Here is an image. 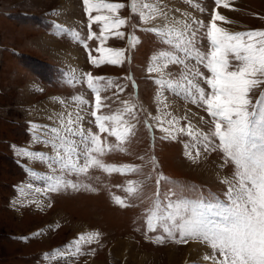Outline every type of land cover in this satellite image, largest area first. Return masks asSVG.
<instances>
[{"label":"snow or ice","instance_id":"obj_1","mask_svg":"<svg viewBox=\"0 0 264 264\" xmlns=\"http://www.w3.org/2000/svg\"><path fill=\"white\" fill-rule=\"evenodd\" d=\"M182 3L187 8H169L165 0H81L86 36L61 24H55L56 35L69 34L87 50L93 66L121 65L128 59L125 50L105 45L113 37L126 39L129 49L138 45V36L122 30L135 17L132 27L149 34L156 45L146 71L156 86L157 114L141 121L142 107L130 99H119L124 92L121 85L91 73L77 76L72 69L65 74L66 82L86 86L91 100L84 94L73 95V110H68L69 101L53 98L64 109L55 115L54 124L33 123L30 129L32 142L49 146L51 155L27 148L16 154L51 170L42 177L46 187L38 192L98 191L91 183L93 172L143 177L126 179L118 185L123 195L110 193V199L120 208L135 207L136 201L144 204L147 199L146 238L157 244L199 243L207 249L201 257L207 264H264V29L230 30L233 22L221 12L235 10L229 0H214L210 11L193 0ZM124 9L128 18L120 15ZM190 10L210 18H198ZM87 41L99 42V57L92 55ZM173 66L178 70L171 71ZM109 91L117 97L119 107L114 110L106 103L112 97L103 95ZM166 93L194 105L206 117L200 115L194 124L187 115L190 109L177 116L170 110ZM106 108L108 112L102 111ZM137 123L149 132L158 129L161 140L181 142L184 157L193 164L219 153L218 167L231 169L229 174H218L224 185L221 195L171 181L157 171L155 156L147 158V166L106 162L111 154L127 153ZM148 182H152L151 196H146ZM149 232L158 234L148 237ZM99 235L82 233L50 257L45 253V258L58 261L82 255V245L98 242Z\"/></svg>","mask_w":264,"mask_h":264},{"label":"rangeland","instance_id":"obj_2","mask_svg":"<svg viewBox=\"0 0 264 264\" xmlns=\"http://www.w3.org/2000/svg\"><path fill=\"white\" fill-rule=\"evenodd\" d=\"M108 2L127 3V0ZM165 2L169 8H187L182 0ZM193 2L200 3L208 11L215 6L214 0ZM229 2L235 10L230 8L221 12L233 22L230 30L264 29V0ZM190 11L198 18H210L207 13ZM120 15L128 18L129 12L124 9ZM135 22V17L131 18L122 30L126 35L138 36L141 41L138 45L129 49L126 39L114 37L105 45L124 49L128 59L121 65L97 67L88 62L87 50L73 42L69 34L56 35L55 24H61L86 36L87 21L82 13L81 0H0V264H86L95 261L101 264H170L164 255L169 253L168 250L178 256L172 264H207L201 259L207 249L199 243L157 244L146 238L143 217L147 199L144 204L136 201V206L129 208H120L111 202L110 193L123 195L118 185L129 178L143 177L93 172L91 183L98 191L38 192L36 189L46 187L42 177L49 175L51 170L47 165L16 154L18 149L27 148L51 155L49 146L32 142L30 129L33 123L41 126L54 124L55 115L64 109L53 98L69 101L68 110H73L70 103L73 95L84 94L91 100L86 86L66 82L65 74L72 69L76 70L77 76L91 73L111 78L121 85L124 92L119 93V99H130L141 106V121L149 114H157L156 86L146 71L156 45L149 34L132 27ZM94 30L99 31L95 26ZM87 43L92 55L99 57L100 53L96 51L99 42ZM75 50L77 56L73 53ZM170 70L175 72L178 69L173 66ZM259 91H255L253 100ZM103 95L112 97L106 101L111 109L119 107L112 91ZM166 96L170 110L177 116H183L186 109H190L187 115L194 124L198 123L200 115L206 117V113L194 105L185 104L170 93ZM102 111L108 112L109 109ZM152 133L149 134L143 123H137L136 136L127 146V153L111 154L105 157L106 162L147 166V158L155 156L157 171L171 181L195 186L204 193L221 195L224 185L219 183L218 174H229L231 169L218 167L219 153H212L207 159L202 157L199 163L193 164L184 157L181 142L161 140L162 133L155 128ZM140 156L145 160L141 161ZM29 184L31 188L27 187ZM151 187L152 182H148L146 196L152 195ZM89 232H98L99 240L82 245V255L65 256L58 261L45 258V253L50 257L54 250L63 249L80 234ZM156 234L147 233L148 237ZM192 244L198 248L192 250Z\"/></svg>","mask_w":264,"mask_h":264},{"label":"bare ground","instance_id":"obj_3","mask_svg":"<svg viewBox=\"0 0 264 264\" xmlns=\"http://www.w3.org/2000/svg\"><path fill=\"white\" fill-rule=\"evenodd\" d=\"M52 43H53V41H51ZM49 44V43H48ZM67 48V47H66ZM62 50V49H61ZM73 50V49H72ZM63 51V50H62ZM65 51V50H64ZM76 56H77V52H76V50L73 52ZM74 54H73V56H74ZM79 62V61H78ZM77 62V63H78ZM124 243H126L128 246L130 245V246H132V244H130L129 242H127V241H124ZM122 244V243H121ZM125 244V245H126ZM129 246V247H130ZM124 248H125V246H124ZM198 248V246L196 245V244H192L191 245V249L193 250V249H197ZM130 250V249H129ZM168 252L169 253H166V254H164L165 256H166V259L168 258V261L167 262H169L170 264H172V263H174V262H176L175 260H176V258L178 257L175 253H172L171 251H169L168 250ZM206 252V251H205ZM133 253V252H132ZM128 254V253H127ZM178 254V253H177ZM129 255V254H128ZM153 259V258H152ZM88 264H101L100 262L98 263L97 261H95V262H91V263H88Z\"/></svg>","mask_w":264,"mask_h":264},{"label":"crops","instance_id":"obj_4","mask_svg":"<svg viewBox=\"0 0 264 264\" xmlns=\"http://www.w3.org/2000/svg\"><path fill=\"white\" fill-rule=\"evenodd\" d=\"M89 263V262H88ZM88 263H86V264H88Z\"/></svg>","mask_w":264,"mask_h":264}]
</instances>
